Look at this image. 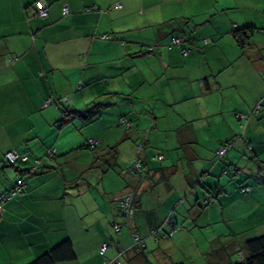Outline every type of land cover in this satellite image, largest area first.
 I'll return each instance as SVG.
<instances>
[{"label": "crops", "instance_id": "crops-1", "mask_svg": "<svg viewBox=\"0 0 264 264\" xmlns=\"http://www.w3.org/2000/svg\"><path fill=\"white\" fill-rule=\"evenodd\" d=\"M38 1L47 4V18L34 15L37 0H13L9 23L0 29V194L13 188L19 177L26 180L25 193L10 202L0 218V264H30L67 239L77 258L61 264H104L116 259L121 264L232 261L245 239L264 233V109L252 116L256 106L264 104V50L253 52L258 42L240 49L231 32L253 27V39L263 32L264 0ZM65 6L70 10L68 16L63 15ZM104 35L109 39L102 40ZM177 36L186 43L168 49ZM259 44L264 49V42ZM188 49L192 53L184 54ZM72 94V100L64 103L72 114L66 118L58 104ZM157 94L164 106L161 117L156 116V108L146 109ZM236 95L235 109L228 111L226 104ZM213 96L222 100L219 113L215 112L221 118L213 117L211 123L210 114L201 116L194 121V129L182 126L176 135L182 139L180 147L196 145L197 136L210 142L207 164L213 162L211 168L199 174L193 167L194 179L183 178L179 183L183 192L185 184L191 187L188 194L194 200L189 215L194 212L195 218L191 223L177 221L178 230L171 238L157 239L152 231L176 209L174 198L180 187H171L168 179L179 171L167 172L152 162L155 152L150 140L160 134H151L148 141L143 128H158L162 120L176 122L170 105ZM115 105L122 106L118 114L108 111ZM91 110L96 117L83 120L81 114ZM126 111L132 113V128L124 133L118 125ZM241 115L252 117L247 122ZM111 116L114 121L106 127L104 121ZM222 116L235 119L230 120V132L220 133L225 138L215 139L210 127L223 128ZM64 118L66 126L72 124V131L80 132L82 138H65L64 127L59 126ZM91 126L97 129L95 134L89 133ZM112 131L124 133L121 144L133 150L134 158L137 145L142 144L146 169L141 177L126 175L129 179L124 182L115 180L116 169L110 170L96 156L102 150L94 153L80 148L94 139L98 147L111 145L121 150L120 144L113 145L120 140L111 143L107 139ZM233 140L237 141L234 149L217 163L216 151ZM50 148L56 156L45 160L34 174L31 164L18 163L15 169L4 162L12 150L36 158ZM72 156L92 161L79 164L71 162ZM209 171L212 175H203ZM93 180H97L99 193L91 207L89 182ZM201 181L208 191L224 193L219 192L216 205L210 203L205 211H196L199 201L209 197L203 189L193 190ZM250 185L252 196L242 195L240 188ZM126 194L134 196L138 207L129 230L122 228L116 234L114 226L122 221L116 198ZM158 202L165 207L154 212ZM89 217L94 219L91 225ZM133 232L144 240L146 247L141 252L128 251ZM105 244L108 249L102 256L99 250Z\"/></svg>", "mask_w": 264, "mask_h": 264}, {"label": "rangeland", "instance_id": "rangeland-1", "mask_svg": "<svg viewBox=\"0 0 264 264\" xmlns=\"http://www.w3.org/2000/svg\"><path fill=\"white\" fill-rule=\"evenodd\" d=\"M264 42V31L263 32H258L257 35H255V39H253L252 37V42L253 43H257L254 44V47H256V49L253 50V52H258L260 54L261 51H263L264 49H262V46L259 44L260 42ZM264 54V52H261ZM250 75L252 76L253 73H250ZM167 87V86H166ZM201 93H203V90L201 91ZM73 98V94L70 97V99H66L64 100L65 102H68L69 100L71 101ZM192 98V97H191ZM188 99V101L183 102L178 104L177 106L174 105H170L169 109L171 112V115H176V122L173 121H168V120H162L159 122V127L156 128L155 126H152L151 128H154L153 131H151L149 128L147 130V128H143L144 131L146 132V138H148L149 141V137L151 134H160L159 136H157V138L155 139V136L152 138V140H150L151 142V149L154 152H159L161 154H163V156L165 157V160L162 163H157L158 167L167 168V172L171 171V170H177L179 171V174H175L170 176V178L168 179V182H171V187H175L178 186L180 187L181 185L179 184L180 182H182L183 178H186L188 180H192L194 179V175L192 174V168L194 167L195 171L199 174H202L203 172H205V169L211 168V165H213V162L210 164L208 163V157L211 155V153L208 152V149H211L210 147V142L205 141L204 137H195L194 140L198 142H196V145L193 144H188L187 146L184 147H180L179 143L180 140L176 135L177 132L179 131L180 127L182 126H187L190 127L192 129H194L196 127L197 124L194 123V121L198 118H200L201 116L204 115H209L210 114V118L209 121H213V117H219L221 118V116H215V112L217 111V113H219L218 111H220L221 109V104H222V100L220 97H200L198 99L192 100V99ZM209 98V99H208ZM238 99V96L236 95L232 101L227 102L226 104V108L228 111H233L235 108V103L236 100ZM68 100V101H67ZM154 101H149L148 104H150L149 106H146V109L148 110V107L151 108H156L158 110L155 111L158 115V117H161L162 115L164 116V112L161 111V108H164V106L162 104H160L161 102H159L158 100V94L156 96V98L153 99ZM197 102V103H196ZM201 102V104H200ZM120 107V108H119ZM210 109H209V108ZM51 110L55 109V105L51 104L50 106ZM122 106L121 105H115L112 108L108 109V111L110 112H115L116 114H118L119 111H121ZM146 110V111H147ZM46 111V110H45ZM44 111V112H45ZM104 112V111H102ZM127 112V111H126ZM166 112V111H165ZM132 113H124L125 117L130 121L131 119L129 118V116ZM99 116V115H98ZM97 116V117H98ZM96 117V116H95ZM122 115L119 116V129L122 130L124 133L129 132V130H126L123 125H121V119H122ZM147 117L151 118L149 115H147ZM223 117V116H222ZM235 116L229 117L230 120H234ZM157 118V117H156ZM225 119V124H222L223 128L217 126V125H213V127H210L213 132L217 135V138L215 139H224L225 137L222 138L221 136V132L224 130H227L228 132H230V125H233V121L230 120H226V117H223ZM112 120L114 121V116H111L110 119L108 120L107 118L104 121V124L106 125V127H110L112 125ZM80 122V120L78 121ZM151 122H152V118H151ZM72 124H70V126H65L63 133L65 135L66 139H72L74 141V137H78V138H82V135L80 134V132H73L72 129L73 126H71ZM190 125H193L190 126ZM93 127V128H91ZM89 128V133L90 134H95L97 132V129L95 128V126H91ZM68 128V129H66ZM248 128V127H247ZM133 129L134 126H133ZM132 129V130H133ZM86 131H88L87 129H85ZM246 130V127H245ZM163 131V132H161ZM237 132L238 129H236ZM120 133L119 131H112L110 133V135L113 134V136H108L107 139L112 143V142H117L118 140H120V142H117V144H113V145H119L118 147L121 148V150L119 149H115L112 150L113 148H115L116 146H105V147H97V149L100 151L102 150V152H99V157L101 154H103V160L104 163H106L105 165L111 170V167H113L114 169H116L115 174L117 175L116 178H114L115 180H118L121 178V181L124 182L125 179H129V178H125L123 176H121V169L125 168L126 165L128 164L129 159H133L134 158V152L133 150L131 151L130 148L127 146V144L125 142H122L121 144V139L123 137L124 133ZM151 132V133H150ZM242 132H243V128H242ZM73 133H76L77 135H74ZM150 133V134H148ZM164 133V134H162ZM212 133V132H211ZM233 133V132H231ZM143 134H145L143 132ZM74 136V137H72ZM126 146V147H125ZM91 152V151H90ZM119 154V158L118 155ZM84 161L86 162H91V159H85V158H78V157H71V162H75V163H83ZM116 161L117 165H113V162ZM214 161V160H213ZM100 169V168H99ZM91 170V169H90ZM101 171V169L99 170ZM245 171L241 172V177H243L242 174H245ZM249 175H252V173H248ZM233 175V176H232ZM90 176L91 175L90 173ZM176 176V177H175ZM231 176L234 177V173H231ZM96 178V177H94ZM93 178V179H94ZM235 178V177H234ZM244 178V177H243ZM179 180V181H178ZM90 184V194L88 197V201L87 202L86 198L85 201L88 203V205H91V207H94V200L96 198V195L99 193V189H98V183L97 180H93V182H89ZM178 184V185H177ZM109 186H111V183H108ZM101 188V187H100ZM183 187H180L179 189H177V197L174 198L175 200V204L173 207L176 206V209L174 211V218L179 222V223H186V222H192L195 218L194 216V212H191V216L189 215V210L192 207V199L194 200V196H190L189 197V192H191V187L185 184V192L182 191ZM198 187L196 186L195 189L196 190ZM199 189V188H198ZM102 189H100L101 191ZM181 192L183 194H181ZM184 197L183 199H185L183 202L180 201V199ZM161 199V198H160ZM12 202L11 200L9 202H5L4 203V210L6 211V206ZM163 202V201H162ZM162 202H158L157 204H154V212H156L157 210L160 211L161 209H163L165 206H159ZM217 200L213 201V205H216ZM172 202H170L171 204ZM200 205L195 206L196 207V211L199 210H206L208 209L210 206L209 205H203V203L201 201H199ZM195 204V203H194ZM138 207L137 203H135V207ZM159 206V207H158ZM166 219V218H165ZM121 224L120 226H122V228L124 230H129L128 227L131 224L130 221H127L126 219L121 217ZM94 221V219L92 217L88 218V223L91 225ZM196 262V261H195ZM199 263V262H198Z\"/></svg>", "mask_w": 264, "mask_h": 264}, {"label": "trees", "instance_id": "trees-1", "mask_svg": "<svg viewBox=\"0 0 264 264\" xmlns=\"http://www.w3.org/2000/svg\"><path fill=\"white\" fill-rule=\"evenodd\" d=\"M32 8L36 9L35 5ZM34 15H36V14H34ZM254 30H255V28H253V27H247V28H237L231 32V35H232L234 41L237 43V45L239 46L240 49L246 50L252 46V37L254 34ZM176 41H178V43H176ZM190 41L191 40L189 39V42ZM203 41L205 44H207V45L209 44V40L205 39ZM184 43H186V40L183 37L177 36V37H174L171 39L170 43L167 45V48L168 49H173L174 47L181 48L182 44H184ZM149 51L152 52L153 48H149ZM183 53L188 55V54L192 53V50L191 49L184 50ZM60 102H61V104H58L59 109L62 112L63 117L68 118L72 114H70V111L67 109L68 107H65V105H64L65 101H63V99H62ZM93 109H97V105L94 108H92V110ZM262 109H264V104H258L256 106L255 110L253 111L252 116H254V117L258 116ZM92 110L89 111L88 114H86V113L81 114V118L85 121H88V122L92 121L93 120L92 118H94L96 116V115H92L93 114ZM252 116H250V117H252ZM250 117L248 115H245V116L241 115V118L246 120L247 122H248ZM238 118H240V115H238ZM66 125H67V120H65V118L59 122L60 127H65ZM121 125L126 127L127 130H130L132 128L131 120L129 121L125 116L122 117V119H121ZM239 139L245 140V137H241ZM236 143H237V141L233 140V141H230L228 143L222 144L219 147V149L216 151L215 161L218 163V162L225 160L227 154L232 149H234ZM97 147H98L97 141L94 139H90L86 143H84V145H82L80 148L89 150V151L94 152V153H97ZM248 148H249V151H252L253 145L250 143ZM115 149H116V147L113 148L112 150H115ZM136 149H138V150H136L138 153L137 156L135 158H133L131 161H129L125 168L121 169V176L126 177V175H132V176H136V177H141L143 175L146 167H145V161H144L145 159L141 155L142 154L141 153L142 144H138ZM221 150H225V152L222 155H220ZM12 152H15L18 155V160L15 163L10 162V160L7 157V155L9 153H12ZM98 154L99 153H97V155H96L98 157V160L102 161L104 157H102V156L99 157ZM55 156H56V154H55L54 148H50L45 153V155L43 157H36V158H32L27 153H19L17 150H12V151H9L5 154L4 162L7 166L14 167L15 169L17 168L16 166L18 165V163L31 164L32 165L31 174H34V173H36L42 169L45 160L54 158ZM163 161H164L163 154H161L159 152H155V154L152 157V162H154L156 165L157 163L160 164ZM103 162H104V160H103ZM137 162H139L141 164V169L136 170L135 173L131 174L132 173L131 171L135 170L133 164H135ZM156 166H158V165H156ZM203 175L210 176V175H212V171L206 172ZM19 180H21L23 182L22 192L13 195L14 189L17 186V182ZM197 184H198L197 185L198 188L207 191V193L209 194V197L201 199V202L203 203V205H209L210 203L213 204V201L216 199L218 200L219 196H221V195H219V192L221 194L224 193V192L218 191V190L208 191L207 186L203 183V181H201ZM25 189H26V180L23 177H19V179H17L13 188H11L10 190H7V191L0 194V199H2L1 200L2 202H0V204H1L2 208H4L3 205L5 202H9L10 200L13 201L15 198L23 195L25 193ZM253 189H254L253 185L252 186L251 185L245 186V187L240 188V192L242 195L252 196L251 193L254 192ZM126 195H122V196H126ZM4 196H6V197L11 196V199L4 201L3 200ZM116 203L120 209L121 217H123L127 221L134 219L135 214H136L134 196L132 199L133 216L131 218H129L125 214V211L120 206L117 198H116ZM198 205H200V203H198ZM1 217H2V214H0V218ZM170 220H174L175 221L174 224H171ZM117 227L120 228V230H122V227L120 225H115L114 226L115 232H116ZM177 230H178L177 220L174 218V216H172V214H170L166 217V219L155 230L152 231L151 235H155V237L157 239H159L160 237L166 239V238H171L176 233ZM120 233L116 232V234H120ZM171 233H172V235H171ZM136 235L142 241V245H139L138 247L134 246ZM132 238H133V244H132L133 246L128 251L141 252L146 247L143 238L137 232L132 233ZM76 258H77V256H76V253L74 250L73 243L70 239H67V240L63 241L62 243L56 245L55 247H53L49 251L42 254L40 257H38L36 260L31 262L30 264H61V263H66V262H73L76 260ZM232 258H233V260L228 262L227 264H264V233H261L257 237L245 239L241 243L240 250H238L237 253L234 256H232ZM118 261L121 263L120 259H118ZM218 264H223V263L220 261V262H218Z\"/></svg>", "mask_w": 264, "mask_h": 264}, {"label": "built area", "instance_id": "built-area-1", "mask_svg": "<svg viewBox=\"0 0 264 264\" xmlns=\"http://www.w3.org/2000/svg\"><path fill=\"white\" fill-rule=\"evenodd\" d=\"M39 3H42V4H45L46 6V9H42V8H38L36 7V9H34V14H36L38 17H41V18H47L48 17V8H47V4L43 1H38ZM70 14V10L67 6H65L63 8V15L64 16H67ZM102 40H108V36L107 35H104L101 37ZM176 43H178V41H176ZM225 152V150H221L220 152V155H222L223 153ZM8 159L10 160V162L12 163H15L17 160H18V155L15 153V152H12V153H9L7 155ZM134 165V169L133 171H131L133 173H135L136 170H140L141 169V164L139 162L133 164ZM22 189H23V182L21 180H19L17 182V186L15 187L14 189V192H13V195L17 194V193H21L22 192ZM11 199V196H4L3 200L6 201V200H10ZM132 199H133V195L132 194H127L126 196H122V197H119L118 198V202L120 204V206L124 209L125 211V214L131 218L133 216V209H132ZM2 199H0V202ZM3 212V208L0 204V214H2ZM171 221V224H174V220H170ZM116 232L117 233H120L121 230L120 228H116ZM172 235V233H171ZM155 236V235H154ZM135 243H134V246L138 247L139 245H142V241L138 238V236L136 235L135 237ZM108 249V245L105 244L103 245L100 250H99V253L101 255H105L106 251ZM104 264H121L118 260H113V261H106L104 262Z\"/></svg>", "mask_w": 264, "mask_h": 264}, {"label": "snow or ice", "instance_id": "snow-or-ice-1", "mask_svg": "<svg viewBox=\"0 0 264 264\" xmlns=\"http://www.w3.org/2000/svg\"><path fill=\"white\" fill-rule=\"evenodd\" d=\"M12 4L13 0H0V29H3L7 23H9V20L7 19L9 15L8 9ZM35 7L46 9L45 4L39 3L38 0Z\"/></svg>", "mask_w": 264, "mask_h": 264}]
</instances>
